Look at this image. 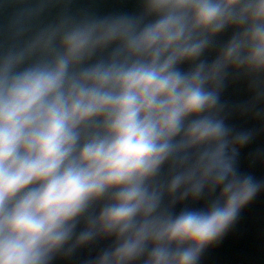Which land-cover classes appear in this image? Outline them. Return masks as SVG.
I'll list each match as a JSON object with an SVG mask.
<instances>
[{
  "label": "clouds",
  "instance_id": "9594fccd",
  "mask_svg": "<svg viewBox=\"0 0 264 264\" xmlns=\"http://www.w3.org/2000/svg\"><path fill=\"white\" fill-rule=\"evenodd\" d=\"M72 4L0 0V264H199L264 191L226 122L264 121V0Z\"/></svg>",
  "mask_w": 264,
  "mask_h": 264
},
{
  "label": "water",
  "instance_id": "95a60500",
  "mask_svg": "<svg viewBox=\"0 0 264 264\" xmlns=\"http://www.w3.org/2000/svg\"><path fill=\"white\" fill-rule=\"evenodd\" d=\"M139 4L140 0H73L72 8L74 11L86 10L97 15H107L137 12ZM11 11L10 8L0 9V24L7 22ZM52 15H55V10ZM249 96L245 82L238 81L229 84L222 94V100L231 105L242 103ZM226 122L237 130H258L255 139L240 149L238 169L241 173L253 175L258 181L264 180V159L254 160L252 155L257 149H264V121L253 119L251 115L233 113ZM187 203L194 208L204 205L203 201ZM184 206L177 205L176 211L179 212ZM107 243L102 241L94 250L82 249L73 258L58 259L54 264H81ZM199 264H264V191L242 209L238 221L223 239L205 250Z\"/></svg>",
  "mask_w": 264,
  "mask_h": 264
}]
</instances>
